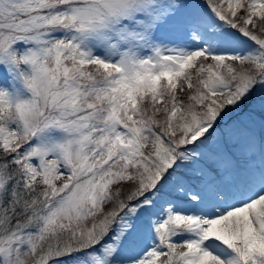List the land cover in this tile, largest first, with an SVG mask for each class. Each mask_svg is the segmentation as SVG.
I'll list each match as a JSON object with an SVG mask.
<instances>
[{
	"label": "snow or ice",
	"instance_id": "snow-or-ice-1",
	"mask_svg": "<svg viewBox=\"0 0 264 264\" xmlns=\"http://www.w3.org/2000/svg\"><path fill=\"white\" fill-rule=\"evenodd\" d=\"M0 264H264V0H0Z\"/></svg>",
	"mask_w": 264,
	"mask_h": 264
}]
</instances>
